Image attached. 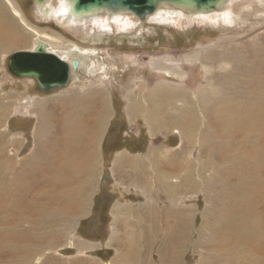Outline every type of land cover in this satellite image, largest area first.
I'll return each mask as SVG.
<instances>
[{
    "label": "rangeland",
    "instance_id": "374dc122",
    "mask_svg": "<svg viewBox=\"0 0 264 264\" xmlns=\"http://www.w3.org/2000/svg\"><path fill=\"white\" fill-rule=\"evenodd\" d=\"M4 1L10 9L14 4L20 9L24 21L15 15L22 23V35L32 38L27 47L0 50V191L9 198L0 203V219L7 217L9 234L29 233L31 264H264V235L262 252L253 249L247 254L228 232L221 231L230 197L236 204L245 182L254 183V176L248 178L244 168L254 167L253 160L246 158L264 148V121L260 128L249 123L243 130L232 121L229 127H234L224 130L223 119L217 117L227 105L263 102L264 0H240L226 10L189 19L177 10L162 11L145 22L129 15L111 22L102 15L84 22L80 30L54 20L53 12L44 15L33 0H12L14 4L10 0L12 6ZM60 1L47 5L56 12ZM38 30L50 36L55 30L61 33L68 41L62 42V48L76 44L90 50L87 65L83 62L68 88L42 93L36 81L9 72L10 57L32 50L37 38L32 34ZM46 35L44 41L52 47L57 44ZM61 47L57 50L62 52ZM97 67L105 70L104 75L94 73ZM154 89L179 90L182 100L167 111L169 127L151 133L145 110L131 119L126 109L129 96L139 95L147 104ZM98 94L108 100L110 109L98 158L96 163L79 161L89 170L94 167L93 187L87 189V170L72 174L70 186L61 176L58 187H53L57 177L52 166L61 161L42 146L56 123L57 116L50 113L59 116L55 112L59 102L61 108H68L77 97ZM191 107L196 108L197 126L177 123L176 116ZM72 194L78 202L70 201L69 206L65 199ZM5 208L8 213L3 215ZM90 221L100 222L95 233H89ZM173 230L188 240L169 250L166 243ZM232 243L237 247L233 249Z\"/></svg>",
    "mask_w": 264,
    "mask_h": 264
},
{
    "label": "bare ground",
    "instance_id": "6f19581e",
    "mask_svg": "<svg viewBox=\"0 0 264 264\" xmlns=\"http://www.w3.org/2000/svg\"><path fill=\"white\" fill-rule=\"evenodd\" d=\"M33 1L39 8L43 9L44 15L50 16V14L53 12L52 16H53L54 20L56 19L59 21V23L67 24L68 26H71L76 30H80V28H82V25L84 22H87V21L90 22L92 20L94 21V19H99V17H101L102 15H106V14H104L105 12L103 13L102 11H100L102 13L96 12L93 15H90V16H92L91 18L89 16H87L86 18L82 17L84 19L83 22L73 23L74 21L75 22L79 21V19L73 20L71 18V16H69L70 8L72 5V0L60 1L61 2L59 4L60 7L58 6L59 9L56 10V12H55L54 8L48 7V5H47V3H50L51 1H54V0H45L44 3H40V4L37 3L36 0H33ZM237 1H240V0H222V2L218 5V10L216 12L226 10L231 4H233L234 2H237ZM6 2L9 3L10 6H12V3L14 4V2L12 0H11L12 3L10 2V0H6ZM53 7H55V4H53ZM166 10L167 11L177 10L178 12L186 14L188 16V19L193 18V17H200V16L209 15V13L197 12L194 9H190L188 7H176L174 5L162 4L161 7L158 9V11L154 15L150 16L149 18L151 19L152 17H155L156 15H158L160 12L166 11ZM15 14H18L20 16V18L24 21V18L21 15L20 9L15 4L12 7V9H10L6 5L4 0H0V50L5 51L8 48L19 47V46H26L27 47L28 39L31 40V38H32L29 35L27 37L22 35V31H23V29L21 28L22 23H21V21H19L18 16H16ZM122 16H126V15L125 14H111V15H108V18H110V21L112 22V19H118V18L120 19V17H122ZM106 17H107V15H106ZM125 19H126V17H125ZM114 21H116V20H114ZM111 24H113V23H111ZM30 27L32 29L35 28L37 31V27L31 26V25H30ZM66 28H68V27H66ZM90 31H92V30H90ZM100 31H101V29H100ZM55 33L56 34H53V36H50V35H46V32L42 33L39 31L38 34L36 32H33L32 36L37 37L34 41L39 40V41L46 43L48 45L49 53L56 54L60 59H62L66 63H68L70 65V67H71L72 62L74 60L80 61V68L78 69V71L76 72V74L74 76V77H76L77 73L82 69L83 62L87 65V61L90 59L89 57H87V55L91 54L89 52L90 50L79 47L76 44H71V46H66V47L62 48L61 47L62 42H66L67 40H66L65 36H63L61 33L57 32L56 30H55ZM98 34L103 35L101 32H98ZM45 35L49 36L50 41L56 42L57 44H55L52 47V45H50L47 41L43 40L44 39L43 36H45ZM60 47H61V49H63L62 52L60 50H57ZM34 48L32 50H34ZM54 49H56L57 51H53ZM32 50H30V51H32ZM63 53L65 55H63ZM73 53L76 54L77 57L76 58L73 57L74 59H71L70 56H72ZM166 60L170 61L171 59L167 58ZM92 66L88 65V68H90ZM173 66L175 67V65H173ZM176 67L179 68V66H176ZM94 73H102L104 75L105 70L103 68L97 67V69L94 70ZM176 75H178V74H176ZM74 77H73V79H74ZM155 90L156 89H154L152 95L147 98V100H146L147 104L144 103V100L142 99V97L140 98L139 95H136V94L132 95V97L129 96L127 98L128 107H127L126 111L128 112V116L131 119H133L138 114L143 113L145 110L146 120L149 123L148 127L150 128L151 133H153L155 131L157 132V130L159 129L160 126L161 127L162 126L169 127L168 125L170 124V121H168L169 117L168 118L166 117V114H168L167 111H170V109H173L174 107H176V103L178 101L182 100V99H180L181 94H180L179 90L170 89V91L159 90L156 92H155ZM94 95H97V93ZM94 95L93 96L90 95V96L94 97ZM98 98H100V99H98ZM68 100L69 99H67V101ZM74 100L75 101H73L72 104L70 103L71 106H69L68 108H61L59 105V104H62L61 102H59V104H57L56 107L54 106L55 112H59V116L57 113H50V117H53V115L57 116L56 119L55 118L53 119L54 121H56V123L54 124V126L51 127L54 129V131L50 132V137L47 139L48 141H47L46 145H42V146H46L45 148L43 147V150L44 149L46 150L47 148L51 149L52 155H54V156L56 155V157H57V158L55 157L56 161H61L60 163H58L57 166H52L56 171V177H57V181L54 180V182H52V184H51V185H53V187L55 184H56V187H58V185H57L58 180H59L58 178L61 176H63L66 180V181L63 180L66 182L65 185L70 186L71 182H72L70 177H72V174H79L80 175L83 171L87 170L86 171V174H87L86 180H88V182H89L87 189L90 190V188L93 187V182H94V173L92 172L91 168H94V167L91 166V168L89 170L88 164L83 163V162H82V164H80L79 161H81L83 159L82 161L87 162V161H89V159H91V160H93V162L96 163V160L98 158L99 141H100L101 135L103 134V131H104L105 120H107L109 115H110V109H109L108 100H104L101 97V95H99V94H98V97H96V98H89V96H88V98H84V99L83 98L79 99L77 97ZM262 100H263V102L260 104L253 103L249 106H244V107L240 106V107H236V108H234V107L230 108L231 106L227 105L226 108L221 109V114H217V117L220 116L223 119L222 122L220 121L221 127H223L225 130L226 127H229L230 122L234 121V123H237L236 127H238L239 130H240V127L242 130H243V128H246L247 124H249V123H250V125L255 124V126L257 125L260 128L262 120L264 121V104H263L264 98H262ZM68 102H71V101H68ZM1 105H3V104H1ZM258 106H262V109L259 108ZM57 108H61V110L57 109ZM185 108H187V107H185ZM232 109H235L233 111L234 112V118H231ZM243 109H249V110L244 111ZM178 110H180V109H178ZM183 110H184V107H182V111ZM182 111L180 112L179 115L176 116V119H177L176 121H178L177 123L182 122V123H184V124L186 123L188 125L192 124L190 127H192L193 125L197 126L198 118H197L196 108L191 107L190 109H186L184 111V114H182ZM65 112H68V114H69V116L67 118H66L67 113H65ZM218 113H220V112H218ZM246 113H250V114L247 115ZM222 114L224 115V117L221 116ZM262 116H263V119H262ZM69 117L71 120L69 119ZM50 120H51V118H50ZM233 127L234 126L231 125V127H229V129H231ZM218 129L220 130L219 127H218ZM234 129H237V128H234ZM240 134H241V131H240ZM242 134H243V132H242ZM236 135H237V133H236ZM238 136H236V137H238ZM233 137H234V135H233ZM58 138H60V139H58ZM234 140H236L235 137L233 139V142H234ZM260 140H261V138H260ZM240 145H241V143H240ZM236 146L237 145H235L234 147H236ZM225 148H227V147H225ZM240 148H242V147H240ZM233 149H235V148H233ZM252 149H254V148H252ZM42 153L44 154L43 151H42ZM5 154H3V155H5ZM220 155H221V153H220ZM52 159H50V160H52ZM246 159L253 160L251 162H253L254 167L252 166V168H251V166L248 167L247 165H245L244 169H245V171H247V173H246L247 177L250 174L252 176H254V178H255L254 183L252 182L249 184L248 182L244 181L246 183L247 187L242 189V196L241 197H239V196L236 197L237 198V200L235 199L237 202L236 204H234V202H233L234 198L230 197L229 202H228L229 204H227L229 211H227L226 217L223 218L225 220L221 223V225H222L221 231L223 233L228 232L230 235V238L234 241H237V243H239V246L242 247V250L244 252H246L247 254H250L251 252H254L253 249H255L256 252H258V253L262 252V241L264 240V239L262 240V237L264 235V216L262 215V213L264 214V212L260 211V209L262 207L264 209V148H262L260 150L259 149L254 150L251 153V155L248 156V158H246ZM1 161H3V160H1ZM124 161H125V159H124ZM134 162H141V161H134ZM46 163H48V162L46 161ZM44 165H41L42 166L41 169H43V170H44ZM62 172H64V174ZM142 178H143V176H142ZM3 179H5V178H3ZM5 181H6V179H5ZM1 182H3V181L1 180ZM168 186L170 187V189H175V186H173V185H168ZM7 187H8V185H7ZM54 189H56V188H54ZM6 190H8V189H6ZM17 191H15V192H17ZM2 193H3V191H0V197L2 196L0 198V203H7V200L9 199L8 198L6 200L7 197H5V195H7L5 193H7V192H5L4 195ZM17 194H19V193L17 192ZM73 195L74 194L67 196V198L65 199L67 204L70 201H74L75 203L78 202V196H75L73 198ZM85 200H86V198H85ZM83 201H84V199H83ZM66 205H64V206H66ZM227 205H225V206H227ZM17 207H19V206H17ZM71 207H72V205H71ZM23 208H26V207H23ZM20 210H21V208H20ZM2 213H3V215L5 213H8L6 211V208L2 210ZM227 219H232V220H227ZM54 222H56V221H54ZM178 222L180 224H182L181 219H179L177 221V223ZM56 223H58V221ZM187 223L188 222L185 221L184 226L188 225ZM212 223H214V222H212ZM216 223H214V224H216ZM218 224H220V223L218 222ZM17 227H18V225H17ZM186 227H185V230H186ZM167 229H168V226H167ZM12 231H14V228L12 229ZM9 232H8V228H7V217H6V219H0V264H12L13 259H18V261H16L15 264L16 263L17 264H21V263L22 264H24V263L31 264V260H32L34 255H33V250L28 245V241H30L29 236H28L29 233H28V235L26 234V236H21L18 234H11L13 232H11L9 234ZM177 234H178V232L176 230H173V233H171L169 240L167 239L168 242L166 244H167L169 250L171 247H173V248L181 247L184 243L183 241L188 240V238L186 236L180 235L182 237L181 238ZM51 235H52V232H51ZM32 237H33V235H32ZM51 237L53 238L54 236H51ZM44 240H45V238H44ZM222 243H223V241H222ZM232 244L233 245L231 247L233 249L237 247L236 244H234V243H232ZM136 245H137V243H136ZM173 248H172V252L174 254L175 250ZM40 249H41V246H38L36 248V252H37V250H40ZM216 250H219V249H216ZM132 254H136V253L133 252ZM22 255H24V256H23V259L21 260L20 257ZM138 257H139V255H138ZM26 260L29 262L27 263Z\"/></svg>",
    "mask_w": 264,
    "mask_h": 264
},
{
    "label": "water",
    "instance_id": "95a60500",
    "mask_svg": "<svg viewBox=\"0 0 264 264\" xmlns=\"http://www.w3.org/2000/svg\"><path fill=\"white\" fill-rule=\"evenodd\" d=\"M44 1L36 0L39 4ZM221 2L222 0H72L69 16L73 20L79 19L73 22L78 23L84 21L82 17L91 18L90 15L102 11L107 16L125 14L145 22L162 4L212 13L218 10ZM35 45L32 51H19L10 57L9 72L16 78L36 81L42 93L68 88L80 68V61L74 60L70 67L56 54L49 53L46 43L36 40Z\"/></svg>",
    "mask_w": 264,
    "mask_h": 264
},
{
    "label": "flooded vegetation",
    "instance_id": "af4514ba",
    "mask_svg": "<svg viewBox=\"0 0 264 264\" xmlns=\"http://www.w3.org/2000/svg\"><path fill=\"white\" fill-rule=\"evenodd\" d=\"M91 224H89L88 226V230L89 233H95L96 230L98 229V227L100 226V222L97 224V222H95V225L90 221Z\"/></svg>",
    "mask_w": 264,
    "mask_h": 264
}]
</instances>
